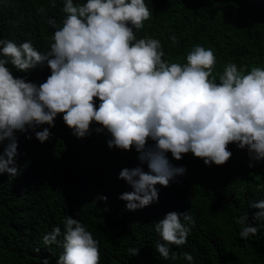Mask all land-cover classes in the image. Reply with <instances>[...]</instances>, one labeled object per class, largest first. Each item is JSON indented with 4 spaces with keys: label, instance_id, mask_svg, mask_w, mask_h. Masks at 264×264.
<instances>
[{
    "label": "clouds",
    "instance_id": "clouds-1",
    "mask_svg": "<svg viewBox=\"0 0 264 264\" xmlns=\"http://www.w3.org/2000/svg\"><path fill=\"white\" fill-rule=\"evenodd\" d=\"M51 6H56L55 0ZM62 11L66 14L62 26L53 18L47 20L56 29L47 52L38 51L30 41L18 46L0 39V143L10 141L0 154V174L19 175L14 134L43 125L55 127L60 114L78 138L90 135L95 122L102 126L97 133L110 134L109 148L131 151L135 147L138 159L147 162L149 172L135 167L119 174L133 189L120 196L130 211L158 202L156 185L167 187L186 173L185 167L169 162V152L175 160L191 152L209 167L222 166L232 157L228 145L234 143L247 150L251 161H264V68L252 67L244 74L229 62L217 82L216 56L199 45L187 54L185 64L170 63L163 59L159 39H136L134 30L143 29L152 16L145 0H86L83 4L64 0ZM43 13V7L38 9V14ZM170 39L173 45L178 43L175 35ZM9 64L17 72L47 67L51 74L37 84L27 76H15ZM51 135L47 127L35 131L41 143ZM249 207L259 210L252 222L248 214L235 218L239 236L245 240L258 233L253 223H264V199L250 202ZM190 226H195V220L189 211L169 212L157 222L159 256L191 264L190 253L178 254L170 247L187 243ZM61 234L63 252L56 264H100L99 241L80 221L65 217L63 233L61 227H54L43 236V244L56 243ZM139 250L128 252L133 257ZM43 264H49L48 258Z\"/></svg>",
    "mask_w": 264,
    "mask_h": 264
},
{
    "label": "trees",
    "instance_id": "trees-1",
    "mask_svg": "<svg viewBox=\"0 0 264 264\" xmlns=\"http://www.w3.org/2000/svg\"><path fill=\"white\" fill-rule=\"evenodd\" d=\"M83 3L86 0H74V4ZM145 3L152 16L143 29L134 30L136 39H159L163 59L170 63L185 64L187 54L199 45L216 56L213 75L217 82L229 62L236 63L244 74L252 67L264 68V0ZM51 4L52 0H0V39L18 46L30 41L38 51L47 52L56 30L47 23L48 18L55 19L59 27L66 16L64 0H55V7ZM41 7L45 13L38 14ZM171 35L177 37V44H172ZM7 67L15 76H27L37 84L51 74L47 67L28 73L17 72L11 64ZM96 104L98 107V99ZM46 127L52 135L41 143L35 131ZM98 127L102 126L93 122L91 134L78 138L60 114L55 127L43 125L14 134L19 175L0 174V264H43L44 258L56 264L63 252V234L50 246L43 244V236L56 226L63 233L67 216L80 221L99 241L100 264H189L182 258L164 260L155 251L161 240L155 224L169 212L188 211L195 226H190L187 243L171 245L172 251L190 253L191 264H264V223H253L258 233L247 240L240 238L235 223V218L246 214L252 222L259 211L249 204L264 199V161H251L247 150L234 143L228 145L232 157L222 166L209 167L191 152L175 160L169 152V162L185 167L186 173L167 187L156 185L158 202L130 211L120 196L133 189L119 174L124 168L150 169L138 159L135 147L131 151L109 148L110 134L97 133ZM9 142L0 143V154ZM250 163L255 167L249 168ZM130 248L140 249L139 254L130 256Z\"/></svg>",
    "mask_w": 264,
    "mask_h": 264
}]
</instances>
